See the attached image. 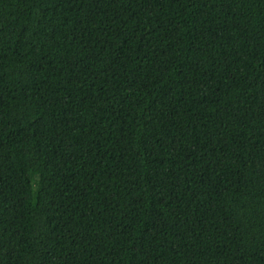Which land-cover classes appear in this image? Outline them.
<instances>
[{"label":"trees","instance_id":"1","mask_svg":"<svg viewBox=\"0 0 264 264\" xmlns=\"http://www.w3.org/2000/svg\"><path fill=\"white\" fill-rule=\"evenodd\" d=\"M0 264H264V0H0Z\"/></svg>","mask_w":264,"mask_h":264}]
</instances>
